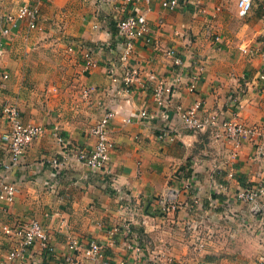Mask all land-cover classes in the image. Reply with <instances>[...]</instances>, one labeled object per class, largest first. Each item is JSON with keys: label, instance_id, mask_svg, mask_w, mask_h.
I'll return each mask as SVG.
<instances>
[{"label": "crops", "instance_id": "crops-1", "mask_svg": "<svg viewBox=\"0 0 264 264\" xmlns=\"http://www.w3.org/2000/svg\"><path fill=\"white\" fill-rule=\"evenodd\" d=\"M123 1L0 0L2 14L15 13L23 4L39 6L36 29L20 22L3 35L0 25V72L9 74L1 81L2 100L17 105L25 123L44 128L21 164L9 172L8 152L0 144V179L7 175L16 186L14 202L0 205V264H65L73 238L104 244L113 264H260L264 224L253 216L251 205L237 198L244 187L264 185L260 0H254L244 17L238 13V0H202L203 12L193 4L164 9L165 0H134L127 6ZM137 12L150 23V41L136 42L131 61L141 71V83L126 88L117 20ZM34 33L66 36L69 63L52 69L37 59ZM195 75L199 79L191 89ZM160 81L174 85L175 104L190 107L202 101L207 114L217 111L226 118L237 112L255 134L242 136L236 149L225 136L188 130L169 117L178 134L160 140L161 116L173 113L158 106L153 96L152 84ZM87 87L93 91L84 97ZM235 93L239 107L232 102ZM3 101L0 137L8 129ZM106 109L116 112L107 169H89L74 157L66 158L56 133L69 149L91 150V130ZM143 110L146 119L139 115ZM55 158L59 167L51 163ZM33 219L46 226L56 252L35 249L8 263L11 239L2 227ZM125 221L132 225L129 242L143 249L140 259L122 233L110 235L112 227ZM74 259L93 264L81 253Z\"/></svg>", "mask_w": 264, "mask_h": 264}, {"label": "built area", "instance_id": "built-area-1", "mask_svg": "<svg viewBox=\"0 0 264 264\" xmlns=\"http://www.w3.org/2000/svg\"><path fill=\"white\" fill-rule=\"evenodd\" d=\"M110 1V0H107ZM134 0H124L123 5L127 6ZM142 1L147 4L151 0H135ZM202 0H165L162 2L164 9L175 10L180 7L189 6L190 4L196 5L199 12H203L201 7ZM261 8L264 12V0H260ZM254 5V0H238L237 7L240 16L244 17L251 12ZM40 16V9L38 5L23 4L15 11V13H0V25L2 26V34L7 35L11 32L12 27H16L18 23L25 22L30 29L38 27V20ZM118 36L121 39L122 51L119 61L123 65V75L121 83L130 88L132 85L141 83V71L135 66L131 59L135 51V45L138 40L144 39L150 41L148 36L151 31L150 23L143 13H133L127 16L119 17L117 20ZM171 55L175 54L174 50L168 52ZM89 62L91 57L88 55ZM177 64H181V59H176ZM202 69V67L200 68ZM9 78L7 72H0V102H2V80ZM197 75L192 77L191 89H194V83L198 80ZM153 96L160 107L164 110H172V114L163 113V125L158 128L157 136L160 140L174 138L178 134L177 125L169 124V117H173L183 128L188 130H211L216 137L222 136L232 140L235 148L240 146L242 136L254 135L255 131L246 127L239 121L238 113L234 112L231 118H226L220 112L213 111L207 114L204 110V103L197 101L190 107H184L180 104L173 102L172 96L174 94V85L166 84L165 82H158L152 84ZM93 91L92 87L85 88L83 92L84 97H89ZM234 96V97H233ZM233 104L240 106L239 95L233 94ZM2 113L8 123V129L2 133L0 137V144L7 149L9 163L5 165L6 170L9 172L13 167L20 165L21 161L29 148V146L40 137L44 128L41 125L28 124L22 120L20 110L17 105L6 103L3 101ZM115 110L106 109L104 115L99 119L91 130V134L95 137V144L91 150L84 149L80 146H73L69 149L68 145L62 136L56 133L59 142L64 145L65 157H74L76 160L84 164L89 169L105 170L107 169L110 159L111 151L114 149V142L111 139V121L115 116ZM140 117L146 119L148 112L143 110ZM127 122H131L129 118ZM54 167H59L60 161L55 158L51 162ZM16 186L5 175L0 179V205L12 204L15 200ZM237 198L249 205H251V213L253 216L258 217L262 224H264V185L247 186L242 188L237 193ZM229 205V202L226 201ZM112 238L122 233L129 242L132 234V225L130 222L125 221L120 226H114L110 230ZM2 233L10 237L11 249L7 256V262L25 258L26 255L34 252L37 249L40 253L54 254L56 248L52 243V237L46 226L38 221L31 220L29 222L20 223L15 226H3ZM130 248L134 250L140 259L142 247L139 243H128ZM69 253L65 256V264H83L77 263L74 256L77 253L83 254L85 261H90L93 264H113L106 253L104 244L97 241H90L86 244L82 243L79 239L73 238L68 243ZM138 260L134 264H140ZM259 263L264 264V255L259 258Z\"/></svg>", "mask_w": 264, "mask_h": 264}, {"label": "rangeland", "instance_id": "rangeland-1", "mask_svg": "<svg viewBox=\"0 0 264 264\" xmlns=\"http://www.w3.org/2000/svg\"><path fill=\"white\" fill-rule=\"evenodd\" d=\"M33 43L35 46L34 50L36 58L45 60L46 63L50 65L53 69L55 65L61 63L60 65L63 66L62 63H69L70 57L68 53V38L66 36L60 35L56 33L54 35H33ZM61 71L62 68H59ZM76 71L73 69L72 72Z\"/></svg>", "mask_w": 264, "mask_h": 264}]
</instances>
